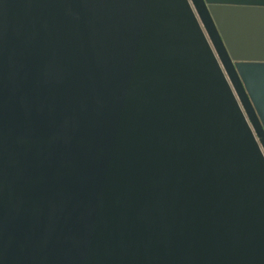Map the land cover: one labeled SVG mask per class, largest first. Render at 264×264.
I'll list each match as a JSON object with an SVG mask.
<instances>
[{"label": "water", "instance_id": "obj_1", "mask_svg": "<svg viewBox=\"0 0 264 264\" xmlns=\"http://www.w3.org/2000/svg\"><path fill=\"white\" fill-rule=\"evenodd\" d=\"M0 264H264V0H0Z\"/></svg>", "mask_w": 264, "mask_h": 264}]
</instances>
